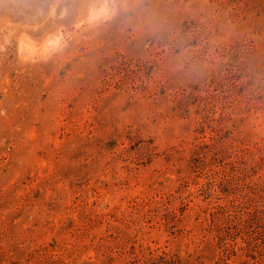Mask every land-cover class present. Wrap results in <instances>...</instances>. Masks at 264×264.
I'll return each mask as SVG.
<instances>
[{
	"label": "rangeland",
	"instance_id": "374dc122",
	"mask_svg": "<svg viewBox=\"0 0 264 264\" xmlns=\"http://www.w3.org/2000/svg\"><path fill=\"white\" fill-rule=\"evenodd\" d=\"M21 15L0 20V264H264V0Z\"/></svg>",
	"mask_w": 264,
	"mask_h": 264
},
{
	"label": "bare ground",
	"instance_id": "6f19581e",
	"mask_svg": "<svg viewBox=\"0 0 264 264\" xmlns=\"http://www.w3.org/2000/svg\"><path fill=\"white\" fill-rule=\"evenodd\" d=\"M56 1L57 0H0V12L2 13V14L0 13L1 14L0 16L2 17V15H4V13L5 14L7 13L6 16H3L2 19H0V20L8 19L7 21L9 23V16H8L9 12H10V15L12 17H13V15L15 16L17 14H19V15L22 14L20 17V18H22L23 14H24L25 18L27 17L29 20H33V21L37 20V19H39V17L45 16L49 12L50 8H52L53 4ZM11 13H13V14H11ZM20 18H19V20H20ZM10 20H12V19H10ZM23 21H22V23H23ZM25 41L26 40H24V41L22 40L20 42V44H19L20 51L21 52L22 51H25V52L29 51L30 52V46H32V45L29 46L27 41L26 42ZM25 52H24V55H25Z\"/></svg>",
	"mask_w": 264,
	"mask_h": 264
},
{
	"label": "trees",
	"instance_id": "16d2710c",
	"mask_svg": "<svg viewBox=\"0 0 264 264\" xmlns=\"http://www.w3.org/2000/svg\"><path fill=\"white\" fill-rule=\"evenodd\" d=\"M215 215V212H213V216Z\"/></svg>",
	"mask_w": 264,
	"mask_h": 264
}]
</instances>
